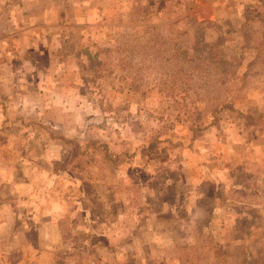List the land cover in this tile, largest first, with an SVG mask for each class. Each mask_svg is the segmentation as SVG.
Listing matches in <instances>:
<instances>
[{
  "label": "rangeland",
  "instance_id": "obj_1",
  "mask_svg": "<svg viewBox=\"0 0 264 264\" xmlns=\"http://www.w3.org/2000/svg\"><path fill=\"white\" fill-rule=\"evenodd\" d=\"M238 2L9 0L0 56L36 93L0 112V201L40 218L0 202V264H264V3ZM80 198L57 262L50 216Z\"/></svg>",
  "mask_w": 264,
  "mask_h": 264
},
{
  "label": "crops",
  "instance_id": "obj_2",
  "mask_svg": "<svg viewBox=\"0 0 264 264\" xmlns=\"http://www.w3.org/2000/svg\"><path fill=\"white\" fill-rule=\"evenodd\" d=\"M2 2H0V16H3V15H6V12H5V7L6 5H8V2L9 0H0ZM7 60L5 57H2V55L0 56V112L3 113L5 112V110L7 111L8 108L7 107H4V105H8V103L6 102V98H9L10 100L12 99V96H17L16 93H20L18 97H22L23 100H19L18 102H13L12 104L14 106H20V105H27L28 102L25 100L26 96H27V92H29L25 87H23L22 90H12L10 89L11 85L13 83L10 82V78H11V75L13 73H15V70L17 69L16 67H22L21 66V63L23 61H18V63H12L10 62V60L7 62L5 61ZM13 66V67H12ZM12 68H14V72H12ZM12 72V73H11ZM11 74V75H10ZM21 81H23V79H21ZM10 89V90H9ZM9 91L11 92V94H8ZM31 94H35V90H32L30 91ZM39 97V96H38ZM21 101L23 102L21 104ZM44 102L42 100V98L40 97V103L37 104V107H36V110H43V106H44ZM31 104V103H29ZM11 104L9 103V106ZM39 106H40V109H39ZM4 108V109H3ZM28 108V107H27ZM24 109V108H23ZM3 120H6L5 117H3ZM4 125V123H0V128H2ZM6 125V124H5ZM162 167V166H161ZM164 169V171H166V173H170L172 170H175L177 168H179L177 170V180L181 178L180 174L183 172V167L180 166V165H177V167H173V168H167V167H162ZM37 169H34V172H36ZM180 172V174H179ZM19 175H23L22 172H19L18 173ZM178 174H179V177H178ZM52 177L55 179L56 176L59 177V174L57 172H53L51 173ZM62 175V174H61ZM64 176V175H62ZM175 179V178H173ZM170 182H174L172 179H169ZM176 180V182H177ZM14 185H16V178L14 179ZM179 183V181H178ZM181 184V183H179ZM8 184V190L10 188V190L12 189V185ZM83 186L82 183H80V187ZM16 187V186H15ZM218 192H220V190L218 189ZM1 193L3 194L4 193V189L1 191ZM10 197H12L11 195H8L6 194V196H4L2 198V202H1V205L7 210V212L9 211L11 213V218H16V215L17 214H22L24 216H28L29 217V214L32 216V218L34 219V221L38 220L40 218V207H38L37 204H35L34 206L31 205L29 207L28 210H24L23 212H20L19 208H18V205L15 204V201L14 200H10ZM44 203L47 202L46 198L44 199L43 201ZM70 207H67L63 210V214H54V216L51 214V218L49 219L50 220V225L47 227V230H49L51 232L50 234V237L48 235H46V238L44 239V241L46 240H49V238L51 239L52 238V244L50 246V249H49V252L51 254L54 255L55 257V260L58 262V261H63L64 259L59 255L62 254L63 252H67V253H72L74 252L75 248L78 247L79 250L80 249H83V242H80L78 246H76V244H72V242H68L64 239L63 235H62V227L64 225H67L71 228H75L76 230H81L82 232V236H86L87 235V230L89 231V229L87 228L88 225L90 224H93V221L91 220V218H84V222L83 225L79 226L77 223H78V220L75 222V220L72 218V213L75 211L77 212L78 210L81 209V211H84L85 213L90 209L88 207V205L86 203H84L83 200H81V198L78 200V199H74V200H71L70 202ZM36 207V208H35ZM88 207V208H87ZM192 207L193 209H196L197 208V205H194V207L191 205V204H185L183 203L182 206H181V209L182 208H190ZM36 210V211H35ZM185 210V209H184ZM34 212H37V214H34ZM182 211L180 210V204H179V214H178V217L175 219V222L176 224H182L181 223V219H179L180 217V213ZM21 217V216H19ZM15 221V219H14ZM22 223V222H20ZM20 223H18L20 225ZM9 224V221L6 219V225ZM76 226H75V225ZM34 227H32L33 229ZM36 230V229H35ZM46 230V231H47ZM174 234V233H172ZM19 235L17 237V239H19ZM179 238V237H178ZM6 237H3L1 238V241L2 243H4L3 241H5ZM17 239H14L13 242L11 243H7L5 242L6 246L9 247V246H12L15 242H18ZM74 241L78 240L77 238H72ZM79 240H85L84 239H79ZM11 240H9L10 242ZM47 242V241H46ZM30 246H34V244L32 243H29ZM67 249V250H66ZM78 250V251H79ZM119 250H121V248H116V251L118 252ZM119 253V252H118Z\"/></svg>",
  "mask_w": 264,
  "mask_h": 264
},
{
  "label": "trees",
  "instance_id": "obj_3",
  "mask_svg": "<svg viewBox=\"0 0 264 264\" xmlns=\"http://www.w3.org/2000/svg\"><path fill=\"white\" fill-rule=\"evenodd\" d=\"M264 0H260V2H257V1H253V0H245V1H243V0H239V2L237 3L238 5H239V7H240V9H242V10H245V12H246V14H247V12H253L252 14V17H255L254 19H258V16H259V14H257L259 11H257V10H259L262 6H263V2ZM138 3H136V5H134L133 7H132V9H131V13H130V15H133L134 13V11H135V9L137 8V5ZM140 8V7H139ZM197 68V67H196ZM179 168H177V169H175V170H172L170 173H168V174H170L171 175V177L173 178H175L176 177V175H177V170H178ZM185 213H183V212H181L180 213V217H179V219H181L182 220V218H185V215H184ZM177 225V224H176ZM180 224H178V226H179ZM77 246V245H76ZM75 250L76 251H78L79 250V248L78 247H76L75 248Z\"/></svg>",
  "mask_w": 264,
  "mask_h": 264
}]
</instances>
